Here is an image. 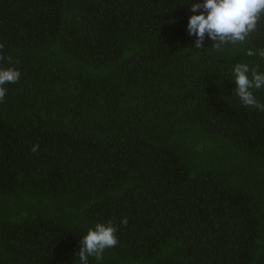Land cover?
<instances>
[{
	"label": "trees",
	"instance_id": "16d2710c",
	"mask_svg": "<svg viewBox=\"0 0 264 264\" xmlns=\"http://www.w3.org/2000/svg\"><path fill=\"white\" fill-rule=\"evenodd\" d=\"M188 2L0 0V66L21 72L0 102V264H81L108 221L119 243L89 264H264V111L232 72H264V16L195 49Z\"/></svg>",
	"mask_w": 264,
	"mask_h": 264
},
{
	"label": "clouds",
	"instance_id": "9594fccd",
	"mask_svg": "<svg viewBox=\"0 0 264 264\" xmlns=\"http://www.w3.org/2000/svg\"><path fill=\"white\" fill-rule=\"evenodd\" d=\"M201 8L205 9V12L193 14L187 25L189 34L196 36L195 49H204L206 34L214 41L211 49L217 51L225 45L243 44L256 30L261 16H264V0H204L203 4H191L193 13ZM3 49L4 44L0 43V64L5 60L11 63V56H6ZM246 54L254 56L257 52L249 48ZM258 54L264 57V49H259ZM232 72L236 84L234 95L243 105L264 111V103L254 94L255 90L264 89V72L250 67L248 63L240 62L234 65ZM20 78L21 72L18 68L0 66V102L7 93L5 85L16 83ZM31 151L38 152L39 145H33ZM122 223L126 226L128 218L124 217ZM116 232L117 227L112 221L98 222L94 227H90L80 241L78 258L81 264H89V257L103 259L104 251L119 243Z\"/></svg>",
	"mask_w": 264,
	"mask_h": 264
}]
</instances>
